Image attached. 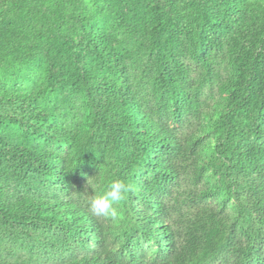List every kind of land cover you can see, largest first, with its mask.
Returning a JSON list of instances; mask_svg holds the SVG:
<instances>
[{"label": "trees", "instance_id": "1", "mask_svg": "<svg viewBox=\"0 0 264 264\" xmlns=\"http://www.w3.org/2000/svg\"><path fill=\"white\" fill-rule=\"evenodd\" d=\"M198 104L202 141L184 144L209 170L181 174L170 123ZM115 179L117 215H93ZM177 180L212 207L167 205ZM263 248L264 0H0V264H262Z\"/></svg>", "mask_w": 264, "mask_h": 264}, {"label": "clouds", "instance_id": "2", "mask_svg": "<svg viewBox=\"0 0 264 264\" xmlns=\"http://www.w3.org/2000/svg\"><path fill=\"white\" fill-rule=\"evenodd\" d=\"M208 110H209L208 106L204 104H200V105L198 104L197 111L189 112L186 115L181 114L179 116L181 120L179 124H175L174 122L170 123V128L173 127L176 138L180 142H182V147L180 148L179 152L180 154L184 155V159L178 164V171L181 169V174L188 169H193V170L208 169L207 167L203 166L202 157H200L196 153L195 148L186 149L184 144L187 141L188 143H192L196 145L198 142L200 143L202 141V139H199V137H197L196 135H198V132H203V130L200 128V126L202 125V117H203L202 115H204V113H206ZM199 148L200 145L197 146V149ZM180 182L183 183V181ZM152 187L154 189L155 199L158 200L160 203H162L160 196L157 192V189L153 185ZM177 188L178 189H171L172 191L171 195L166 197V204L168 200H173L178 207L184 209L185 214L199 211L205 205L212 207L213 203L211 199L201 200L199 197L200 194H197L195 197L194 194L182 192V190H180V186H178ZM130 191H131L130 185L126 184L122 180L115 179L109 184L106 191L90 199V201L88 202L89 210L95 216L115 217L117 215V210L115 206L118 205L120 202H122ZM199 219L200 218L197 219L190 218L189 220H191L193 224H196V222ZM118 223H119L118 227L122 231V226L120 221H118ZM181 227L185 228V226H181ZM142 240L143 241L146 240L141 239L140 241L142 247L144 248V251H146L150 247L143 244ZM255 257L262 264H264V251L261 252V256H255Z\"/></svg>", "mask_w": 264, "mask_h": 264}, {"label": "rangeland", "instance_id": "3", "mask_svg": "<svg viewBox=\"0 0 264 264\" xmlns=\"http://www.w3.org/2000/svg\"><path fill=\"white\" fill-rule=\"evenodd\" d=\"M199 133V139H201V137H202V134H201V132H198ZM94 182H96V180L94 181ZM190 187V184L189 183H180V189L181 190H186V189H188ZM105 190H103V192H104ZM173 200H168L167 201V205H171V204H173ZM180 229L183 231L185 228H183V227H180Z\"/></svg>", "mask_w": 264, "mask_h": 264}]
</instances>
